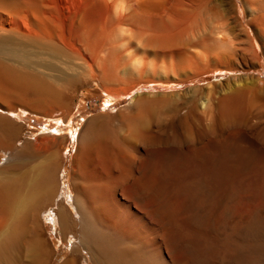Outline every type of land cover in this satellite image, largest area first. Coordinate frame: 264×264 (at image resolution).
<instances>
[{
	"label": "bare ground",
	"instance_id": "obj_1",
	"mask_svg": "<svg viewBox=\"0 0 264 264\" xmlns=\"http://www.w3.org/2000/svg\"><path fill=\"white\" fill-rule=\"evenodd\" d=\"M15 1L23 15L0 29V79L33 95L38 106L46 100L63 107L66 120L72 103L65 92L82 79L97 78L118 99L142 83L156 90L209 74L239 75L195 87L189 100L136 99L114 124L101 116L72 132L68 140L78 144L73 191L60 180L65 138L59 127L46 133L50 145L27 143L9 154L0 168V227H7L0 255L19 242L26 217L41 232L49 213L66 241L79 242L64 264H81L83 251L92 264H264V255L252 254L251 233L264 228V179L254 194L262 202L254 216L237 214L239 204L251 207V193L232 195L241 177L264 175V120L249 122L264 111V78L244 75L264 67V0H241L239 8L234 0ZM132 62L140 74L151 69V80L116 86L119 68ZM198 95L202 106L180 114ZM8 115L20 113L0 115L6 151L18 136ZM207 117L204 129H192L191 119ZM175 119L178 127L159 134L162 123ZM40 161L46 162L34 173L27 170ZM19 171L24 177H15ZM35 242L31 249L45 264L50 246L41 236Z\"/></svg>",
	"mask_w": 264,
	"mask_h": 264
},
{
	"label": "rangeland",
	"instance_id": "obj_2",
	"mask_svg": "<svg viewBox=\"0 0 264 264\" xmlns=\"http://www.w3.org/2000/svg\"><path fill=\"white\" fill-rule=\"evenodd\" d=\"M234 1L239 8L241 5V0H234ZM15 2H16L15 0H0V29L9 30L12 28L11 24H13L16 18H22L19 17V15L20 16L23 15L22 11L19 9L18 5L15 4ZM238 16L242 18L240 9L238 10ZM244 22H247V19H245ZM156 58L157 56H152L151 62L157 63L158 61ZM158 74L160 76L166 75L163 72H159ZM151 75H153V71L151 69H149L143 74H140L139 68L135 65L134 62H132L126 66H122L121 68H119L117 75L118 79L116 82H114V84L116 86H120L127 82L138 81L140 79L145 80V82H149L151 80L150 78ZM237 75H239V73H233V74L231 73L225 76L209 74L200 77L199 79L194 80L192 82H186L183 84L174 85L175 87L172 84H166L163 85L161 89H156L157 91L153 89L152 84L142 83L141 85H139L138 89L133 91L132 95L129 96L118 95L117 96L118 99L110 98L109 96L114 95V93H109L107 89L103 88L97 78H92L88 80L82 79V81H80L79 84H77L76 86L65 92L64 95L65 100L70 104L72 103L71 105L72 114L68 120L65 119L66 117L65 114L63 113L64 112L63 107L58 105H56L58 106L56 107L55 105H52L50 102H48L47 104L46 100H45L46 102L43 101L42 104L38 106L36 104V99L33 95H29V94L26 95L24 92H21L17 88H13L9 84L7 85L5 81L0 79V115L3 117V112L4 113L6 112L8 114H12L14 112L20 113L18 118L16 117L12 118L11 115H8L11 117L9 122L10 123L14 122L12 124L15 125L18 131V136L10 143L9 151L0 149V168L5 165L9 157V154H14L18 152V150H20L27 143L31 145H38L40 147L45 145H50L51 137L46 135V133L54 131L56 127H59L60 129L59 136L65 138L64 143L60 146V157L65 165V167L62 169V172L60 174V180H61L62 188L65 187L66 190H68L70 187L69 190L73 191L74 184H73L72 166H73L75 151L78 147V144H74L70 140H68V138L72 136V132H75L77 130L81 132V130L85 128L87 124L90 122V120L101 116H111L113 119L112 123L114 124L116 122L114 118L125 115V113L128 112L130 106H133L134 101L136 99L150 100L157 94L160 95L167 94V95H172L174 97H179V96L185 97L186 100H189V96L192 94L191 89H194L195 87L198 86L205 88L210 84L226 83L229 76H237ZM244 75H257L264 78V67L260 68L258 71L247 72ZM197 97L198 98H196V100L192 99V101L187 106H184L180 114H186L190 112V110H192L194 106H196L197 104L198 106L199 105L202 106V99H201L202 95H198ZM49 103L51 104L50 105L51 107H55L56 109L51 108L49 106ZM59 108H61V110ZM23 112H27V114ZM56 119H61L62 121L63 120L65 121L64 122L58 121L59 122L58 123ZM178 119L177 120L175 119L173 124L167 122L166 124L162 123L159 129V134L170 131L172 132L176 127H178L177 126V124L179 123ZM261 119L264 120V111L258 110L255 111L254 114H252V116L249 118V122H255L256 120L258 121ZM191 121L193 122L192 129L194 131H197L199 129H204L206 127V124H208L209 122L208 117L204 120L191 119ZM116 126L119 127V128L117 127V129L120 132L119 134L122 135L121 133H123L122 132L123 129L117 123ZM46 127L48 129H46ZM13 147L15 149H13ZM45 162L46 161H40L38 163L35 162L36 164L33 163H32L33 165L31 164L32 168H30V166L26 168L30 172H31L30 169H33L32 173H34V170L37 168L35 167V165L36 166L43 165ZM27 170L21 169L24 176L26 173L29 172ZM21 171H19L17 174L19 177L15 175L16 178H20V176H23L21 175L22 173H20ZM30 172L28 173L29 175L31 174ZM27 178L29 177L27 176ZM27 178L25 180L29 181V179ZM263 179H264L263 174L258 176H256L255 174H249L247 176L241 177L238 180L237 183L238 189L234 191L232 195H235L236 198L239 199L244 194L251 193V195H249V199H251L250 201L251 207L244 205V203L239 204L237 208L238 215L244 213L247 215L254 216L259 211L258 209L262 207L261 201L259 200L255 201L254 194H258L260 192L259 187L263 183ZM71 191H70V195L73 194V192ZM61 192L64 193L65 189H62ZM53 209L57 211L56 207H54ZM54 213L55 212H52V214ZM51 218L52 216L49 213L47 214V216L43 218L45 227H41V232L37 230L30 216L26 217L25 220L22 219L25 222V223L22 222V224L23 226L26 227V228L24 227L25 231L22 233L23 236L21 235L22 237L21 236L19 237L20 239L17 240V242L18 241L19 242L16 245L8 247L10 249H7V253H6L7 255L4 254L2 256L0 255V264H41L38 263L39 261L35 257L36 256L35 251L33 252V249H31L33 248L32 246L36 244L35 240L38 236H41L42 239L46 241L47 244L50 246L51 254L47 257L48 259L46 260L45 264H64L67 260L73 259L75 257L73 252V244L74 243L78 244L79 242L73 239L72 237H70L68 241H66L61 232V229L59 227L58 228L54 227L52 223L53 220H51ZM39 224H41V222ZM6 230L7 227L6 228L5 226L0 227V242L2 241L3 237L6 236V232H7ZM251 230L253 231L251 233L254 234V235L252 234L253 239L254 240L257 239L255 241L253 240V243L257 245V247L255 246L254 248H256L258 251L257 252L255 249L256 252H254V248H253L252 254L255 255L254 253L257 254L260 252L262 255H264V249H262L264 248V238H263L264 228L252 227ZM215 232L216 234L217 232L218 234L221 233L217 230ZM259 232L260 234L261 233L262 234L259 235ZM238 238H239V233H238ZM257 241L258 243H256ZM78 255H82L81 264H92L90 256L85 251H83L82 254L78 253Z\"/></svg>",
	"mask_w": 264,
	"mask_h": 264
},
{
	"label": "water",
	"instance_id": "obj_3",
	"mask_svg": "<svg viewBox=\"0 0 264 264\" xmlns=\"http://www.w3.org/2000/svg\"><path fill=\"white\" fill-rule=\"evenodd\" d=\"M14 118V117H13Z\"/></svg>",
	"mask_w": 264,
	"mask_h": 264
}]
</instances>
